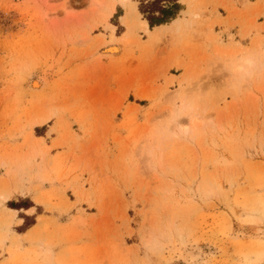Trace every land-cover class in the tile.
<instances>
[{
  "label": "rangeland",
  "instance_id": "obj_1",
  "mask_svg": "<svg viewBox=\"0 0 264 264\" xmlns=\"http://www.w3.org/2000/svg\"><path fill=\"white\" fill-rule=\"evenodd\" d=\"M98 1L0 0V264H264V0Z\"/></svg>",
  "mask_w": 264,
  "mask_h": 264
},
{
  "label": "trees",
  "instance_id": "obj_2",
  "mask_svg": "<svg viewBox=\"0 0 264 264\" xmlns=\"http://www.w3.org/2000/svg\"><path fill=\"white\" fill-rule=\"evenodd\" d=\"M178 0H142L139 3L138 11L146 15L144 19L150 29L155 26L164 25L167 21L175 19L179 12ZM170 21V22H171Z\"/></svg>",
  "mask_w": 264,
  "mask_h": 264
},
{
  "label": "crops",
  "instance_id": "obj_3",
  "mask_svg": "<svg viewBox=\"0 0 264 264\" xmlns=\"http://www.w3.org/2000/svg\"><path fill=\"white\" fill-rule=\"evenodd\" d=\"M233 2H234V6L235 7H237L238 8V5H239V0H232ZM252 1H254V0H252ZM178 2V4H179V0L177 1ZM148 26V25H147ZM155 27H157V26H155ZM149 28V27H148ZM153 29V28H152Z\"/></svg>",
  "mask_w": 264,
  "mask_h": 264
},
{
  "label": "bare ground",
  "instance_id": "obj_4",
  "mask_svg": "<svg viewBox=\"0 0 264 264\" xmlns=\"http://www.w3.org/2000/svg\"><path fill=\"white\" fill-rule=\"evenodd\" d=\"M123 1V0H122ZM125 1V0H124ZM127 1V0H126ZM92 2H94V3H96V4H98L99 3V1L98 0H92ZM100 4V3H99ZM162 27V26H161ZM158 29H159V27H158ZM246 63H249V61L247 60V62H245V64ZM247 65V64H246ZM240 68V67H239ZM41 121V120H40ZM43 122V121H42Z\"/></svg>",
  "mask_w": 264,
  "mask_h": 264
}]
</instances>
